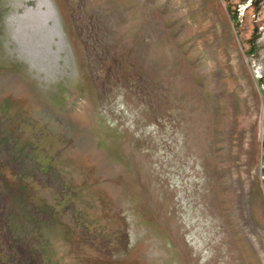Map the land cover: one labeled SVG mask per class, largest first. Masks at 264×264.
Instances as JSON below:
<instances>
[{
	"label": "rangeland",
	"instance_id": "374dc122",
	"mask_svg": "<svg viewBox=\"0 0 264 264\" xmlns=\"http://www.w3.org/2000/svg\"><path fill=\"white\" fill-rule=\"evenodd\" d=\"M0 264H264V0H0Z\"/></svg>",
	"mask_w": 264,
	"mask_h": 264
},
{
	"label": "trees",
	"instance_id": "16d2710c",
	"mask_svg": "<svg viewBox=\"0 0 264 264\" xmlns=\"http://www.w3.org/2000/svg\"><path fill=\"white\" fill-rule=\"evenodd\" d=\"M21 261H23L24 262V260L23 259H21V258H19Z\"/></svg>",
	"mask_w": 264,
	"mask_h": 264
}]
</instances>
